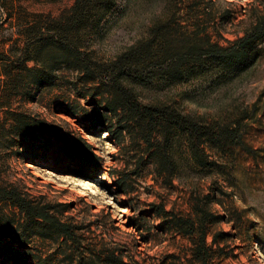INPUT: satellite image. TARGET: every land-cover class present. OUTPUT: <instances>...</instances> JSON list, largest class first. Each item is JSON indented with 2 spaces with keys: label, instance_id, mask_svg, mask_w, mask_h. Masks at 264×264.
Returning <instances> with one entry per match:
<instances>
[{
  "label": "rangeland",
  "instance_id": "rangeland-1",
  "mask_svg": "<svg viewBox=\"0 0 264 264\" xmlns=\"http://www.w3.org/2000/svg\"><path fill=\"white\" fill-rule=\"evenodd\" d=\"M73 3L74 0H0V123L8 112H24L57 130L60 139L73 149L90 146L101 159L102 171L116 174L124 169L128 156L102 128L97 129L99 133L87 130L91 107L77 100L88 114L65 115V98L75 97L67 92L63 81L43 88L20 84L16 78L22 67L12 64L16 62L13 54L24 44L22 34L35 18L43 22L56 18ZM177 4L176 8L167 0H118L103 23V41L95 47L99 56L112 59L145 36L155 16L169 10L178 11L186 30L206 31L227 51L235 49L244 30L264 15V0H178ZM195 22L198 28H194ZM256 49L258 56L255 60L248 57L246 69L231 70L228 64L221 74L211 70L182 84L153 83L138 89L144 101L170 104L197 120L238 123L240 143L229 148L227 156L214 157L221 165L217 171L220 174L215 172L204 181L193 177L188 183L174 180L165 186L162 180L155 183L146 176L126 197L118 194L115 180L106 174L83 177L51 170L57 152L60 159L61 154L68 155L56 141L49 148L45 144L34 150L30 140L20 137L9 144L8 137L0 132V185L19 184L33 198L42 197L58 205L60 212L70 204L68 211L59 216L62 220L72 218L80 228L77 246L62 240L22 242L15 225L8 231L5 222L0 221V246L12 245V251H18V259L26 264H70L63 253L71 249L85 253L86 258L93 254L94 258L85 259L84 264H105V256L111 254L120 258L121 264H188L191 243L170 231L162 219L151 213L149 204L160 203L168 212L188 215L197 199L193 188L201 198L213 193L208 187L216 182L213 187L224 194L218 193L215 198L210 195V210L216 218L207 226V243L213 250L222 251L217 252L213 264H264V40L256 44ZM26 67L33 68L34 63ZM4 74L15 79L17 89L11 87ZM36 137L40 143L46 140ZM33 156L37 158L35 165L29 161ZM4 213L9 214V209Z\"/></svg>",
  "mask_w": 264,
  "mask_h": 264
},
{
  "label": "trees",
  "instance_id": "trees-1",
  "mask_svg": "<svg viewBox=\"0 0 264 264\" xmlns=\"http://www.w3.org/2000/svg\"><path fill=\"white\" fill-rule=\"evenodd\" d=\"M167 1L177 8L178 0ZM117 3L118 0H74L71 8L56 18L43 22L36 17L22 34L24 44L13 54L16 62L12 64L22 67L16 78L20 84L43 88L63 81L67 92L75 97V100L65 98L67 107L62 110L65 115L88 114L77 100L91 107L92 119L87 130L97 132L102 128L119 145L128 156L124 169L116 174L105 173L101 159L90 146L85 144L86 151L73 149L60 139L57 130L24 112H8L0 123V132L8 137L9 144L20 137L30 140L34 150L45 144L49 148L56 141L68 155L61 154L60 159L57 152L51 170L83 177L106 174L115 180L118 194L126 197L133 194L137 181L146 176H151L155 183L162 180L165 186H170L174 180L188 183L194 177L204 181L215 172L220 174L217 171L221 165L214 157L227 156L229 148L240 143L238 123L197 120L170 104L144 101L138 89L153 83L182 84L211 70L221 74L228 64L231 70L244 68L249 56L253 60L258 56L256 44L264 40V15L244 30L243 37L235 42V49L227 51L217 41L213 42L206 31L186 30L178 11L169 10L152 19L143 38L112 59H103L95 47L103 41V23ZM194 28H198L197 22ZM29 62L34 63L33 68L26 67ZM4 77L11 87L18 88L14 86V78L6 74ZM36 135L46 139L43 144ZM36 159L33 156L29 161L35 165ZM214 185L208 187L213 193L201 198L193 188L197 199L188 215L168 212L160 203L149 204L151 213L162 219L170 231L191 243L188 264H213L217 252L222 251L213 250L207 243V226L216 218L210 210V195L215 198L218 193L224 194ZM0 205V221L5 222L8 231L15 225L17 238L22 242L38 239L54 243L62 240L75 246L79 243L80 228L70 217L61 219L70 204L64 205L60 212L58 205L42 197L33 198L21 185L13 183L0 185ZM6 208L9 214L4 213ZM63 254L70 264H84L85 259L94 258L91 253L86 258L78 249ZM18 255V251H12V245L0 246L1 264H26ZM104 263L122 262L111 254L105 256Z\"/></svg>",
  "mask_w": 264,
  "mask_h": 264
},
{
  "label": "bare ground",
  "instance_id": "bare-ground-1",
  "mask_svg": "<svg viewBox=\"0 0 264 264\" xmlns=\"http://www.w3.org/2000/svg\"><path fill=\"white\" fill-rule=\"evenodd\" d=\"M104 138H107V136H103ZM29 164V163H28ZM29 168H31V169H34V167H31V165L29 164V166H28Z\"/></svg>",
  "mask_w": 264,
  "mask_h": 264
}]
</instances>
